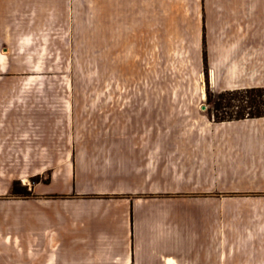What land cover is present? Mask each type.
<instances>
[{"label":"crops","instance_id":"0c3cea01","mask_svg":"<svg viewBox=\"0 0 264 264\" xmlns=\"http://www.w3.org/2000/svg\"><path fill=\"white\" fill-rule=\"evenodd\" d=\"M92 2L0 0V42L62 40ZM176 8L165 40L193 43L214 94L264 88V0ZM135 102L126 125L100 131L53 108L4 111L46 120L0 129V264H264V118L176 129L172 99ZM44 175L31 197L6 198Z\"/></svg>","mask_w":264,"mask_h":264},{"label":"rangeland","instance_id":"374dc122","mask_svg":"<svg viewBox=\"0 0 264 264\" xmlns=\"http://www.w3.org/2000/svg\"><path fill=\"white\" fill-rule=\"evenodd\" d=\"M92 1L91 8L74 19L75 33L59 36L62 40L51 41L45 35L44 40L0 42V129L5 120H46L4 112L32 108L60 110L57 118L73 120L77 131L116 129L117 123L131 120L137 99H172V108L184 119L173 122V128H212L215 121L207 103L212 88L206 68L201 73L196 67L193 43L182 49L165 40V26L179 13L176 4L187 2L190 15L195 0ZM30 99L55 105H23ZM63 110L71 114L68 119ZM116 111L126 112L125 117ZM45 178H32L28 186L13 183L32 194L31 186L47 182ZM4 179L0 176L1 183ZM6 198L23 197L12 196L10 189Z\"/></svg>","mask_w":264,"mask_h":264},{"label":"trees","instance_id":"16d2710c","mask_svg":"<svg viewBox=\"0 0 264 264\" xmlns=\"http://www.w3.org/2000/svg\"><path fill=\"white\" fill-rule=\"evenodd\" d=\"M207 103L215 122L242 121L264 118V88L226 91L219 94L208 92ZM11 195L29 198L32 194L26 187L15 182Z\"/></svg>","mask_w":264,"mask_h":264},{"label":"bare ground","instance_id":"6f19581e","mask_svg":"<svg viewBox=\"0 0 264 264\" xmlns=\"http://www.w3.org/2000/svg\"><path fill=\"white\" fill-rule=\"evenodd\" d=\"M205 96H206V95H205V94H203V98H205Z\"/></svg>","mask_w":264,"mask_h":264}]
</instances>
